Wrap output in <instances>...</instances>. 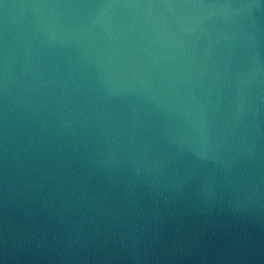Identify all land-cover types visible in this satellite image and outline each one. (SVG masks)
<instances>
[{
    "label": "water",
    "instance_id": "obj_1",
    "mask_svg": "<svg viewBox=\"0 0 264 264\" xmlns=\"http://www.w3.org/2000/svg\"><path fill=\"white\" fill-rule=\"evenodd\" d=\"M0 264H264V0H0Z\"/></svg>",
    "mask_w": 264,
    "mask_h": 264
}]
</instances>
